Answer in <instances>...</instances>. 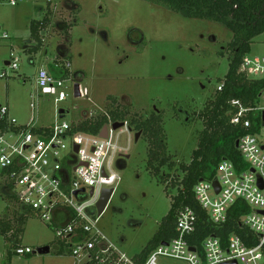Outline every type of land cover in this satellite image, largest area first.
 Segmentation results:
<instances>
[{
	"label": "rangeland",
	"instance_id": "1",
	"mask_svg": "<svg viewBox=\"0 0 264 264\" xmlns=\"http://www.w3.org/2000/svg\"><path fill=\"white\" fill-rule=\"evenodd\" d=\"M48 9L51 25L41 33L42 46L33 51L30 24ZM232 39L233 32L221 23L186 17L146 0H17L16 5L0 0V104L18 123L26 125L34 116L36 125H52L60 109L69 111L65 119L72 121L84 117L83 111L115 108L112 97L130 110L129 120L164 114L168 154L177 165L162 169L168 185L147 166L148 139L136 141L133 130L130 149L114 158L120 182L98 222L129 259L142 252L171 208L178 191L174 184L184 175L178 166L190 163L198 147L203 129L198 115L227 75ZM256 56L264 57V33L254 38L246 55ZM12 57L19 58L17 70L6 64ZM42 67L58 77L67 72V100L56 103L55 96L38 87ZM77 83L87 96L75 97ZM128 143L126 132L119 145ZM5 183L0 173V219L15 230L14 213L22 210L11 204ZM50 224L32 213L21 225L19 244L30 246L31 254H17L16 240L0 233V264H85L87 257L73 258ZM45 246L50 252L40 253ZM164 264L186 263L167 259Z\"/></svg>",
	"mask_w": 264,
	"mask_h": 264
},
{
	"label": "built area",
	"instance_id": "2",
	"mask_svg": "<svg viewBox=\"0 0 264 264\" xmlns=\"http://www.w3.org/2000/svg\"><path fill=\"white\" fill-rule=\"evenodd\" d=\"M10 2L17 4V0ZM18 62V57H12L8 65L17 70ZM241 70L250 77L264 78V57H245ZM67 80L44 67L37 73L38 87L44 94L55 96L56 103L68 98ZM85 96L87 90L81 88V97ZM233 104L239 110L232 116V124L251 131L254 121L250 114L259 118V129L239 139L238 148L249 168L239 170L232 161L224 159L216 176L200 180L194 191L209 221L216 226L226 224L229 209L238 200L245 201L251 210L242 216L241 223L255 236L254 245L237 234L230 235L226 244L214 235L203 239L201 246L191 244L199 217L193 208L185 207L178 213L177 236L158 245L144 262L122 254L98 226L97 203L105 188L115 192L120 182V175L113 169L114 158L119 151L130 149L133 129L128 120L117 129L110 120L105 126L106 137L101 136L102 132L77 129L81 122L96 115L98 111L94 109L83 111L84 117L72 121L65 119L69 111L64 109L66 114L59 112L52 125L39 126L34 116L26 125L18 123L11 117L9 107L0 104V173L12 183L10 192L21 205L54 225L57 237L68 245L71 256H86V263L95 260L97 264H164L167 259H175L186 264H264V188L259 186L260 179L264 184V89L255 107H244L236 100ZM31 106L35 108L34 104ZM126 132L129 143L122 147L120 137ZM32 252L30 246L16 248L17 254Z\"/></svg>",
	"mask_w": 264,
	"mask_h": 264
},
{
	"label": "trees",
	"instance_id": "3",
	"mask_svg": "<svg viewBox=\"0 0 264 264\" xmlns=\"http://www.w3.org/2000/svg\"><path fill=\"white\" fill-rule=\"evenodd\" d=\"M161 5L171 11L183 14L190 18H199L221 23L233 32V39L228 45L230 51V63L226 77L219 80L221 89H217L214 97L207 100L205 107L199 112L198 117L203 121V129L198 133V147L193 151L190 163H181L178 167L184 173L183 177L174 185L178 191L172 199V205L168 214L160 223L159 229L142 250L139 261L142 263L149 254L162 242L170 241L177 236L176 223L178 213L185 207L193 208L198 217V230L191 244L201 246L203 239L214 235L226 244L232 234L240 235L249 245L255 244V236L251 230L241 223L242 216L249 213L251 208L243 201L238 200L228 212V221L223 226H216L209 221V216L202 209L195 196V186L202 178L212 179L217 174L221 161H232L239 170H246L249 164L237 147V141L244 135L259 129V118L254 114L250 117L254 121L251 131L241 125L231 122L232 116L239 110L233 101H239L244 107H255L260 102V93L264 89V78L250 77L241 70V64L251 51L254 38L264 33V0H146ZM51 12L49 9L40 20H33L30 24L31 36L36 46L33 51H38L43 44L41 33L51 25ZM72 26V25H71ZM224 56L223 52H220ZM63 56V55H62ZM70 64V62H68ZM67 64V67H68ZM66 71H61L59 78H64ZM58 77V76H56ZM112 104L105 111H98L90 119L81 122L77 129L94 134H100L110 120L113 122L129 121L130 127L141 136L148 139L150 149L148 151L147 166L151 171L159 175L168 185L166 174L162 171L167 166L170 170L177 165L170 154L166 144V133L163 126L164 114L152 113L149 117H134L129 120L128 108L119 106L118 97H112ZM2 175V174H1ZM12 183L6 182L5 188L12 205H19L21 214L15 212L18 227H14L9 221L0 219V233L6 238L15 239L14 246H21V234L24 224L33 212L24 208L18 198L11 194ZM9 211V210H8ZM7 211V212H8ZM8 232H13L7 236ZM62 242V241H61ZM63 244H65L63 242ZM137 259V258H136ZM6 264H11L10 261ZM86 264H97L95 260Z\"/></svg>",
	"mask_w": 264,
	"mask_h": 264
},
{
	"label": "water",
	"instance_id": "4",
	"mask_svg": "<svg viewBox=\"0 0 264 264\" xmlns=\"http://www.w3.org/2000/svg\"><path fill=\"white\" fill-rule=\"evenodd\" d=\"M6 64L8 65L9 62H6ZM74 95H75V97H77V98H78V97H81V86H80L79 83H77V84L75 85ZM59 112L61 113L62 116H64V115L66 114V110H64V109H60ZM122 125H123L122 122H116V123H114L113 126H114V128L117 129V128L121 127ZM101 136H102V137H106V136H107V127H105V128L103 129V131H102V133H101ZM140 136H141L140 133H136V135H135V139H136V141H139ZM238 145H239V141H237V147H238ZM201 180H203V178H202ZM214 186L216 187L217 192H219V190H220V186H219L218 181H215V182H214ZM259 186H260L261 188H264V184H263L262 179L259 180ZM113 194H114V190L111 189V188H105V189L103 190V192H102V196H101L99 202L97 203V210H98V214H99L100 216L104 213V211H105L106 208L108 207V205H109V203H110V201H111V198H112ZM191 250H195V249H194L193 247H191ZM39 252H40V253H49V252H50V247H49V246L42 247V248L39 249ZM223 264H229V263H223ZM230 264H237V263H236V262H233V263H230Z\"/></svg>",
	"mask_w": 264,
	"mask_h": 264
},
{
	"label": "crops",
	"instance_id": "5",
	"mask_svg": "<svg viewBox=\"0 0 264 264\" xmlns=\"http://www.w3.org/2000/svg\"><path fill=\"white\" fill-rule=\"evenodd\" d=\"M80 86H81V85H80ZM81 88H82V86H81ZM64 216H66V215H64ZM64 220H65V219H61L60 221L63 222ZM64 222H65V221H64ZM136 258L138 259L139 257H135V259H136Z\"/></svg>",
	"mask_w": 264,
	"mask_h": 264
},
{
	"label": "flooded vegetation",
	"instance_id": "6",
	"mask_svg": "<svg viewBox=\"0 0 264 264\" xmlns=\"http://www.w3.org/2000/svg\"><path fill=\"white\" fill-rule=\"evenodd\" d=\"M112 199V198H111Z\"/></svg>",
	"mask_w": 264,
	"mask_h": 264
}]
</instances>
